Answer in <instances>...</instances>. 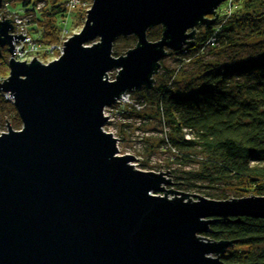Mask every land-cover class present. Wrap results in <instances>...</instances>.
Segmentation results:
<instances>
[{
	"label": "water",
	"instance_id": "1",
	"mask_svg": "<svg viewBox=\"0 0 264 264\" xmlns=\"http://www.w3.org/2000/svg\"><path fill=\"white\" fill-rule=\"evenodd\" d=\"M223 1L91 0L84 25L51 61L8 58L0 91L11 93L21 127L0 132V264H223L231 241L201 234L213 218L264 219L263 195L191 200L165 190L176 183L167 169L133 167L102 128L103 108L125 90L150 88L166 50L193 46V26L212 25ZM8 20L0 46L10 54L24 35L11 34ZM155 25L161 36L149 41ZM128 35L136 45L110 55Z\"/></svg>",
	"mask_w": 264,
	"mask_h": 264
},
{
	"label": "trees",
	"instance_id": "2",
	"mask_svg": "<svg viewBox=\"0 0 264 264\" xmlns=\"http://www.w3.org/2000/svg\"><path fill=\"white\" fill-rule=\"evenodd\" d=\"M7 1H18V5L26 7L38 0ZM63 4L51 1L47 9L35 14L34 24L41 26L39 37L43 43L52 44L58 39L57 26L52 19L65 16ZM260 22H264V11L239 17L230 14L225 21L219 18L210 26L204 25L202 37H193V47L172 52L183 57L191 52L192 55L194 52L199 54L200 49L214 48L218 44L230 45L231 34L245 27L253 34H264V23L260 25ZM215 26H218V32H215ZM161 29V25L150 26L145 31L147 40L159 39ZM212 36L215 43L210 45L207 39ZM120 37L133 43L132 46L136 45L133 35ZM112 53L117 55L114 49ZM8 57L6 46H0L2 77L8 74ZM194 85V89L188 87L184 93L165 84L150 88L141 86L139 89H143L144 94L137 98L144 100L145 106L141 111L130 112L141 123L145 120L144 111L154 110L164 129L160 141L171 152L172 162L199 161V170L188 171V178L222 182L235 198L249 194L264 196V56L238 60L227 66L204 64ZM1 123L14 129L21 127L13 104L0 92ZM179 183L193 186L189 182ZM206 196L217 200L226 197L225 193L212 192ZM208 226V230L201 233L203 237L212 241H231L219 255L223 264H264V249L259 247L264 242V219L247 216L238 220L234 217L213 218Z\"/></svg>",
	"mask_w": 264,
	"mask_h": 264
},
{
	"label": "rangeland",
	"instance_id": "3",
	"mask_svg": "<svg viewBox=\"0 0 264 264\" xmlns=\"http://www.w3.org/2000/svg\"><path fill=\"white\" fill-rule=\"evenodd\" d=\"M51 1L57 4H61V2L64 3L62 6L65 8L64 17L60 18L57 16L56 20L52 19V22H54L58 30L56 33L58 39L56 41L65 40L72 36L71 33L79 32L84 25L83 23L86 16L85 9H88L92 4L91 0H38L33 3L38 10L37 13L44 8L47 9ZM17 3L18 1H12L11 4L17 5ZM69 3L72 5H69ZM262 11H264V0H224L216 7L215 13L216 20L220 18L225 21L230 14L239 17L247 13L258 14ZM262 23L264 22L258 24L262 25ZM34 30L40 34L41 26H36ZM193 30V37H202L204 33L203 25L196 24L193 26ZM236 32V34H231L232 42H230V45L229 43H223L216 45L214 48H205V50L200 49L199 54H196L194 49L193 55L191 52L182 57L166 50V55L161 57L158 61V69L151 75L152 80H154V82L152 81L151 87L165 84L166 86L173 87V90L179 89L184 93L185 89L188 87H191L190 89L195 88L194 83L196 82V76L204 67V64L227 66L234 65L238 60L264 56V34H253L248 27H245L243 30L239 29ZM97 40L98 38L96 37L94 42ZM132 44H129V41L127 42L121 39L120 36H117L111 44L113 48L111 47L110 55L115 56L112 53L113 49L117 52L116 56L119 54L123 55L125 53L124 51L135 46H132ZM116 73L117 68L108 70L106 79H114ZM6 76L4 77L6 78ZM151 93L152 91L149 92V94ZM140 94H144L143 89L130 90L131 98L138 99L137 97ZM107 114L108 116H112H109V122L103 125V130L109 133L111 132L112 135L117 138V153L119 155L130 154L137 158H133V161L129 163L132 164L133 167L143 171L150 170L155 172L159 169V171L165 172L167 169L168 171L165 172V175L167 178L169 177L170 182L176 183L165 185V190H167V188H172L175 191L179 190L188 194L193 193L205 198H208L206 195L211 192L217 194L225 193L226 197L224 199L235 198L232 192L223 186L222 182L209 183L203 180L196 181L195 179L188 178V171L197 172L199 170V161L192 160L181 162L177 160V162H172L170 160L171 152L165 149L160 141L163 137L164 129L160 125L158 119H156L153 109H146L144 111L146 116L144 118L145 120L141 123L130 111L125 112L120 117L119 114H115V112L112 113L110 110H107ZM6 129L7 125L1 123L0 132L6 131ZM182 181L192 183L193 186L186 187L184 184L179 183ZM163 192L164 191L158 192V194L163 195ZM164 195L169 198L174 197V195L176 197L180 196L179 193L173 192H167ZM187 197L191 200L197 199V196L192 194L187 195ZM184 199L187 200L186 197H184ZM259 247L264 249V242L259 244Z\"/></svg>",
	"mask_w": 264,
	"mask_h": 264
},
{
	"label": "built area",
	"instance_id": "4",
	"mask_svg": "<svg viewBox=\"0 0 264 264\" xmlns=\"http://www.w3.org/2000/svg\"><path fill=\"white\" fill-rule=\"evenodd\" d=\"M16 5V4H15ZM12 5L9 1H0V20L9 18L8 22L11 24V29L9 32L11 34H21L24 35L22 39H12L13 48L12 53L9 54L13 59L20 61L24 60L26 63L31 61V58L38 59L41 63H46L51 61L57 55L62 52V42L55 41L50 43H43L39 37V32L33 31V27H36L34 24V19L36 18L37 8L34 5L22 6V5ZM69 5H72L69 3ZM218 26H215V32H218ZM207 43L213 45L215 43L214 36L207 39ZM186 48V46H183ZM8 57V58H9ZM5 77L0 75V82ZM4 98L11 103L12 95L9 92H3ZM118 102H114L109 107L103 108V114L106 116V123L109 122V115L107 110L119 114V117L122 116L125 112L131 110L141 111L145 106L144 100L134 99L130 97V91L125 90L120 93V97L116 99ZM105 123V125H106ZM103 128V127H102ZM104 129V128H103Z\"/></svg>",
	"mask_w": 264,
	"mask_h": 264
}]
</instances>
